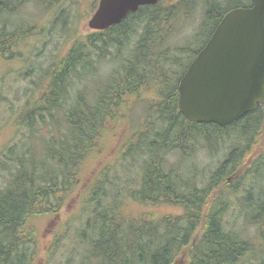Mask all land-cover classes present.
Wrapping results in <instances>:
<instances>
[{
	"label": "trees",
	"instance_id": "16d2710c",
	"mask_svg": "<svg viewBox=\"0 0 264 264\" xmlns=\"http://www.w3.org/2000/svg\"><path fill=\"white\" fill-rule=\"evenodd\" d=\"M82 1L0 0V61L19 60L20 48L41 35L39 25H13L12 15L24 5L49 11L52 27L65 33L63 6ZM97 3L89 0V13ZM250 6V0H160L104 31L72 38L13 123L40 139L42 158L26 146L6 168L0 264L38 263L40 234L33 223L59 212L79 185L83 163L98 154L111 128L116 133L126 124L137 101L145 102L144 114L123 139L118 159L122 167L137 164L139 173L129 179L122 169L92 180L81 199L86 216L79 240L87 249L77 264H174L183 256L184 264H264V100L225 127L190 123L177 106L179 82L220 20ZM195 15V29L172 43ZM43 129L45 139L38 136ZM218 144L229 151L214 170L195 162L197 151ZM173 155L191 162V179L183 177L180 162L168 161ZM233 194L242 224L224 218L225 198ZM58 241L42 256L44 264Z\"/></svg>",
	"mask_w": 264,
	"mask_h": 264
},
{
	"label": "rangeland",
	"instance_id": "374dc122",
	"mask_svg": "<svg viewBox=\"0 0 264 264\" xmlns=\"http://www.w3.org/2000/svg\"><path fill=\"white\" fill-rule=\"evenodd\" d=\"M88 6L89 0H83L80 7L77 5L71 6L70 4L63 6L67 14H63L67 18L65 27L68 28V32L65 33L60 30L62 26L56 29L52 27L54 21L53 14L49 11H46L45 14L43 10L36 8L32 2L24 5L21 12L18 11L11 17V21L15 26L19 24H26V27L32 24L41 26V30H37L41 35L37 38H32L20 48L17 56H15H21L19 60L0 61V186L4 183L6 168L12 161H15V158L24 151L26 146L32 149V154L37 160L42 158L41 146L39 145L40 139L35 138L34 135H30L23 126L19 128L14 127L13 123L16 121L19 110L23 108L26 102L28 103L29 100H32L34 94L36 95V87L40 81L44 85L45 80L42 81L45 76L44 71L51 62L64 55L72 43V38L76 36L81 37L92 32L87 22L96 7L89 13ZM198 22L199 16L195 15L192 22L190 21L188 24L190 28L182 32V35L178 34L174 36L171 42L177 43L181 39L186 38L190 35L191 27L195 29ZM144 106H146L144 101L133 103L131 114L126 119V124L122 123L116 133L115 128H111L110 133L103 139L102 147L99 149L98 154L95 157L87 158L83 163L79 173V185L65 199L64 204L59 208V212L37 219L33 223V226L40 234L41 250L37 258V264H44L42 256L48 249L52 248L51 242L54 239L59 240V243L56 245L57 252L53 255L50 264H77L79 260L84 258L87 246L79 240V233L86 216L81 202L82 195L91 185L92 180L100 173H104L107 176H115L122 169H125L129 179H131L130 176H137V172L139 173L138 165L134 164L131 167L125 164L122 167L118 154L121 150L120 147L122 146L123 139L129 133L131 126L140 123L141 117L144 114L143 111L145 110ZM46 133L47 129H43L39 131L38 136L41 139H45ZM261 141H264V136ZM225 145L218 144V149L216 148L218 151L216 149H212V151L200 149L195 154L197 160L195 162L204 167V169L214 170L224 158L226 152L229 151V149L225 148ZM10 148L13 149L12 153L9 152ZM177 156H169L168 161L175 162L177 160L179 163L180 159ZM179 166L183 177L191 179V175L195 172L191 162H180ZM127 168L130 170V173ZM236 178L237 175H232L229 178L230 182L233 183ZM249 181L247 178L245 182L248 184ZM238 195L240 196V193ZM225 199L224 218L226 216L231 221L232 219H236L238 223L244 222L245 216L238 207L234 194L228 195ZM163 210L174 214L180 212L179 209L172 207H165ZM174 264H184V256L176 259Z\"/></svg>",
	"mask_w": 264,
	"mask_h": 264
},
{
	"label": "water",
	"instance_id": "95a60500",
	"mask_svg": "<svg viewBox=\"0 0 264 264\" xmlns=\"http://www.w3.org/2000/svg\"><path fill=\"white\" fill-rule=\"evenodd\" d=\"M159 0H99L87 25L103 31ZM220 20L183 74L178 111L190 123L228 126L264 100V0Z\"/></svg>",
	"mask_w": 264,
	"mask_h": 264
}]
</instances>
